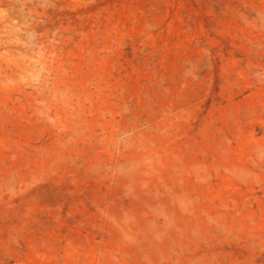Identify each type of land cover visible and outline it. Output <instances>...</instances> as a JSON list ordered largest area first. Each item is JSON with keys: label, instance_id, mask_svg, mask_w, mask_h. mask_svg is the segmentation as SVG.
Instances as JSON below:
<instances>
[{"label": "rangeland", "instance_id": "1", "mask_svg": "<svg viewBox=\"0 0 264 264\" xmlns=\"http://www.w3.org/2000/svg\"><path fill=\"white\" fill-rule=\"evenodd\" d=\"M0 264H264V0H0Z\"/></svg>", "mask_w": 264, "mask_h": 264}]
</instances>
